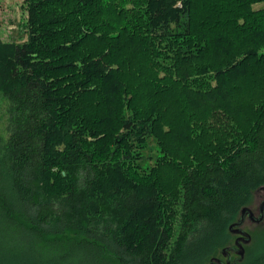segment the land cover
Listing matches in <instances>:
<instances>
[{"label":"trees","instance_id":"obj_1","mask_svg":"<svg viewBox=\"0 0 264 264\" xmlns=\"http://www.w3.org/2000/svg\"><path fill=\"white\" fill-rule=\"evenodd\" d=\"M24 3L5 42L0 0V264L208 260L264 187V0Z\"/></svg>","mask_w":264,"mask_h":264},{"label":"rangeland","instance_id":"obj_2","mask_svg":"<svg viewBox=\"0 0 264 264\" xmlns=\"http://www.w3.org/2000/svg\"><path fill=\"white\" fill-rule=\"evenodd\" d=\"M256 10L264 8V4H258L254 7ZM1 22H2V38L5 42H18L22 43L27 40L28 36H26V28H25V20L27 18V10L24 0H1ZM7 105L6 103L0 104V133L4 131L6 128L7 115H6ZM151 147L149 149L153 151L147 150V152L151 156L150 164L153 167L155 165V160L157 159L158 151L153 143H155L152 139L149 140ZM153 142V143H152ZM156 144V143H155ZM155 148V149H153ZM148 156V155H146ZM262 188V187H261ZM264 201V191L260 188L255 190L252 194L251 201L248 206L251 208L256 215L260 214L259 208L261 203ZM240 217H238L239 219ZM237 219V220H238ZM237 222V221H235ZM234 222V223H235ZM244 229L248 231V233L252 236V242L249 245H246L247 255L246 261L253 258L254 255L259 254L260 250L264 248V222L261 225H257L255 223H251L247 221ZM236 235H230L227 243L222 247H230L235 243ZM222 248L217 251L216 254L211 255L208 260H202L200 264H211V260L213 258H218L226 263V259L222 256ZM234 256V255H233ZM236 255L233 257L235 259ZM240 257V256H239ZM245 261V262H246ZM242 264H246V263ZM199 264V261H193L190 264Z\"/></svg>","mask_w":264,"mask_h":264},{"label":"water","instance_id":"obj_3","mask_svg":"<svg viewBox=\"0 0 264 264\" xmlns=\"http://www.w3.org/2000/svg\"><path fill=\"white\" fill-rule=\"evenodd\" d=\"M260 189L264 191V187H262ZM259 209H260V214L258 217H256L251 208L244 207L241 210L239 220L237 222L233 223L229 227V231L231 234L240 235V238L237 239V241L235 243V244H237V250H238V254L240 256V260H243L245 257L246 250H245L244 245H249L252 242V236L248 233V231L245 232L243 230V226H244L248 217L257 225H261L264 222V201L261 203ZM240 240L243 241L242 244L240 243ZM228 251H229V249L225 248V249H223L222 253L225 255ZM215 262L222 263L223 261L218 259V258H216V259L213 258L211 260V264H215ZM229 263H230V260L227 261V264H229Z\"/></svg>","mask_w":264,"mask_h":264},{"label":"flooded vegetation","instance_id":"obj_4","mask_svg":"<svg viewBox=\"0 0 264 264\" xmlns=\"http://www.w3.org/2000/svg\"><path fill=\"white\" fill-rule=\"evenodd\" d=\"M259 211H260V209H259ZM254 212V211H253ZM254 214H255V216L256 217H258L259 215H256V213L254 212ZM239 220V219H238ZM237 220V221H238ZM247 221H250L251 223H254L249 217L247 218V220H246V222ZM246 222H245V224H246ZM245 224H244V226H245ZM244 226H243V230L245 231V232H247L245 229H244ZM240 238V235H236V239H235V243H236V241H237V239H239ZM234 243V245L233 246H230V247H228L227 249H229V251L224 255L223 253H222V256L226 259V263H227V261L228 260H230V263L229 264H234L237 260H239L240 259V257H239V254H238V250H237V244H235ZM240 243L242 244L243 243V241H241L240 240ZM244 245V244H243ZM244 247L246 248V245H244ZM236 255V257H235V259H233V257ZM221 260H222V258H221ZM223 261V260H222ZM224 262H222V263H220V262H215V264H223Z\"/></svg>","mask_w":264,"mask_h":264}]
</instances>
